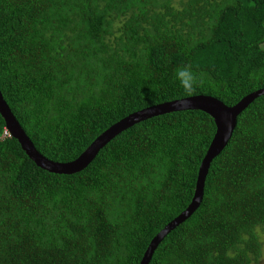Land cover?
Returning <instances> with one entry per match:
<instances>
[{
  "label": "trees",
  "instance_id": "16d2710c",
  "mask_svg": "<svg viewBox=\"0 0 264 264\" xmlns=\"http://www.w3.org/2000/svg\"><path fill=\"white\" fill-rule=\"evenodd\" d=\"M226 106L264 88V0H0V93L36 150L79 156L109 126L186 96ZM0 116V264H139L189 204L215 132L199 110L122 131L81 171L38 168ZM264 239V95L237 117L199 207L149 264H251Z\"/></svg>",
  "mask_w": 264,
  "mask_h": 264
},
{
  "label": "water",
  "instance_id": "95a60500",
  "mask_svg": "<svg viewBox=\"0 0 264 264\" xmlns=\"http://www.w3.org/2000/svg\"><path fill=\"white\" fill-rule=\"evenodd\" d=\"M262 95H264V88L249 93L232 106H226L221 101L211 96L195 95L143 108L109 126L97 136L77 158L69 162H54L45 158L36 150L13 116L8 105L3 100L1 93L0 116L5 122V127L9 135L18 141L22 151L38 168L53 174L70 175L84 169L105 144L136 123L154 116L185 110H199L209 115L214 122L215 132L198 167L193 196L187 207L167 223L149 242L139 262V264H149L155 249L162 239L170 231L188 219L199 207L203 196L204 181L212 160L222 152L230 140L238 115L246 109L254 99Z\"/></svg>",
  "mask_w": 264,
  "mask_h": 264
},
{
  "label": "clouds",
  "instance_id": "9594fccd",
  "mask_svg": "<svg viewBox=\"0 0 264 264\" xmlns=\"http://www.w3.org/2000/svg\"><path fill=\"white\" fill-rule=\"evenodd\" d=\"M174 80L177 81L183 89L186 96H192L196 90L205 83L202 73L193 70L190 64L178 66L174 70Z\"/></svg>",
  "mask_w": 264,
  "mask_h": 264
},
{
  "label": "rangeland",
  "instance_id": "374dc122",
  "mask_svg": "<svg viewBox=\"0 0 264 264\" xmlns=\"http://www.w3.org/2000/svg\"><path fill=\"white\" fill-rule=\"evenodd\" d=\"M262 247H261V254L260 258L257 261H253L251 264H264V239L261 240Z\"/></svg>",
  "mask_w": 264,
  "mask_h": 264
},
{
  "label": "built area",
  "instance_id": "2783aa9c",
  "mask_svg": "<svg viewBox=\"0 0 264 264\" xmlns=\"http://www.w3.org/2000/svg\"><path fill=\"white\" fill-rule=\"evenodd\" d=\"M7 134L9 135L8 131L5 129L3 135L6 136Z\"/></svg>",
  "mask_w": 264,
  "mask_h": 264
}]
</instances>
